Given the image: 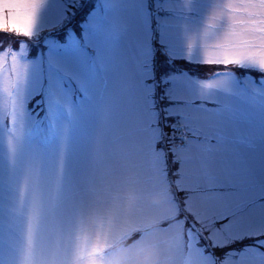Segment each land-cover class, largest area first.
Wrapping results in <instances>:
<instances>
[{
    "label": "rangeland",
    "instance_id": "374dc122",
    "mask_svg": "<svg viewBox=\"0 0 264 264\" xmlns=\"http://www.w3.org/2000/svg\"><path fill=\"white\" fill-rule=\"evenodd\" d=\"M87 1L61 0L55 12L46 11L38 18L28 38L45 35L49 41L81 25L99 3ZM21 2L26 0H0V26H22ZM144 3H128L138 40L135 79L92 106H77L80 119L67 120L60 134L42 146V155H36L35 149L32 154L24 151L17 138L21 130L35 128L37 113L44 115L45 101L35 95V77H30L29 87L19 97L26 113L22 129L19 122H12L11 96L0 92V207L9 172L15 178L14 205L22 213L27 212L38 184L50 213L45 254L49 259L55 256L60 264H216L213 253L201 243L202 235L211 247L229 248L223 261L228 264L236 259L229 255L235 244L264 235V105L247 104L243 113L237 111L239 102L233 92L215 87L222 75L204 79L188 72L163 74L166 63L155 59L157 50L149 43L159 39L156 34L163 27L166 47H158L177 61L171 67L188 70L183 59L204 62L205 52L225 31L228 5L243 9L251 0H146L148 8ZM253 15L246 24L253 26L256 35H264V5L257 4ZM158 16L167 20L158 23ZM0 35V44L23 36L8 31ZM21 45L24 61L37 58L48 63V43L44 51L41 44L19 40L8 51H0L7 53L9 76L12 51L19 52ZM258 51L264 54L259 45ZM244 68L260 70L245 66L239 68L241 73ZM153 72L154 80L150 79ZM234 77L240 78L235 73ZM253 79L240 78L249 86ZM209 84L213 87H206ZM223 104L229 109L221 117L214 109ZM233 111L238 121L229 119ZM179 129L182 137L177 132L178 138L172 132ZM217 133L237 150L239 164L213 162L208 137ZM20 193L25 201L22 209ZM181 211L185 215L178 217ZM12 221L20 264H27L25 217L14 215ZM137 229L150 235L129 257L132 244H121ZM251 245L260 248L264 239Z\"/></svg>",
    "mask_w": 264,
    "mask_h": 264
},
{
    "label": "snow or ice",
    "instance_id": "6c2138e0",
    "mask_svg": "<svg viewBox=\"0 0 264 264\" xmlns=\"http://www.w3.org/2000/svg\"><path fill=\"white\" fill-rule=\"evenodd\" d=\"M61 0H26L19 4L21 27L0 26V32H12L16 35L31 37L36 28L38 18L46 11L55 12ZM137 3L140 0H136ZM167 2V0H166ZM129 0H99L92 6L91 12L86 16L81 25L64 30L62 36L54 37L47 41L48 63L33 58L24 61V46L20 51H12L11 75L7 74V53H0V92H7L11 96L13 124L20 123L21 129L26 117L24 104L21 97L29 87L30 77L34 76L37 82L35 95H40L45 101L44 115H36L39 119L36 126L26 133L21 130L18 140L22 149L29 154L35 149L36 155H42L43 145H46L61 132V126L67 120H79L77 106L83 109L94 105L98 100L110 95L115 89L123 88L126 82H131L136 77L138 63V40L136 26L130 16ZM257 4L264 5V0H251L243 9H237L229 4V23L221 34L215 46L205 52V63L222 64L225 68L229 65L239 67H258L264 72V54L258 51L264 49V35H256L254 28L246 24V18L253 20V10ZM144 7L148 5L144 3ZM149 12L151 9H148ZM171 11L170 8L165 9ZM64 17L61 18L63 20ZM166 21L167 17H159ZM61 26H63L61 24ZM151 27V22L149 21ZM159 39L150 41V46L155 48L156 43L166 47L165 32L161 27L157 34ZM155 53H153V59ZM31 65V68H29ZM223 79L215 87L233 92L239 102V109L243 113L245 105L260 103L264 105V77L259 81L255 78L249 86L241 83L240 78H235L234 73L225 72ZM149 79V78H146ZM150 79H155L153 72ZM155 88L152 84L146 85ZM175 87V83H172ZM213 87V85H206ZM249 91L251 95H249ZM161 96L165 90H160ZM155 96V90H153ZM260 98L259 100L257 98ZM171 101L169 102V104ZM168 105L164 106L166 110ZM229 105L223 104L214 109L218 116L223 117ZM229 119L239 120L235 111ZM15 132L16 129L13 128ZM208 151L213 154L212 160L217 165H236L241 161L235 148L228 146V138L222 133L208 137ZM15 151V149H13ZM14 174L9 172L4 178L3 192L4 204L0 207V264H20L21 249L16 239L12 217L23 214L25 217V251L27 264H60L53 256L49 259L45 254V243L48 236L50 213L45 205L39 185L33 192L32 198L27 203V212L22 213L14 205L12 192L15 191ZM20 207L24 206V195L20 193ZM139 231V236L133 241L129 257L135 255V249L144 243L149 233ZM40 250L37 252V242ZM228 264H264V246L257 248L254 245H243L235 251L230 250Z\"/></svg>",
    "mask_w": 264,
    "mask_h": 264
}]
</instances>
